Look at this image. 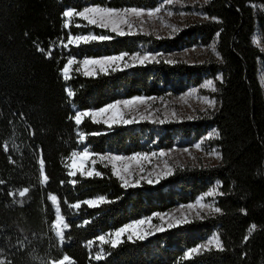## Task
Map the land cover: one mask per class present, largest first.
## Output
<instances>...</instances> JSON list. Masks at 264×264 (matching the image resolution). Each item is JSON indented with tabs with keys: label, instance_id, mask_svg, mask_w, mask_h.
Returning <instances> with one entry per match:
<instances>
[{
	"label": "trees",
	"instance_id": "trees-1",
	"mask_svg": "<svg viewBox=\"0 0 264 264\" xmlns=\"http://www.w3.org/2000/svg\"><path fill=\"white\" fill-rule=\"evenodd\" d=\"M166 0H0V261L3 264H264V52L254 44L257 24L264 35V0H208L194 6L208 19L190 23L173 37L137 33L117 36L63 12L96 5L154 9ZM251 3L260 6L255 9ZM79 25V26H77ZM237 32V33H236ZM236 33L235 39L233 37ZM71 34L109 35L110 41L67 44ZM216 46L222 61L177 60L85 77L80 61L144 49L173 51L194 45ZM67 45V47H65ZM49 53L51 54L49 56ZM69 58L76 64L62 75ZM222 73L214 111L200 118L168 123L141 122L111 128L90 117L75 124L74 107L97 109L118 99L182 93ZM71 91L72 96L67 93ZM215 128L221 153L214 165H178L174 174L149 185L123 188L111 164L95 163L100 177L67 175L76 151L133 154L198 140ZM101 133L92 135V133ZM43 159L44 164L40 162ZM47 175L48 180H45ZM76 184L72 185L71 180ZM220 182L221 212L118 247L101 246L98 236L155 212L194 201ZM25 188L23 197L19 195ZM59 200L67 229L61 243L52 225ZM104 196L96 208L83 201ZM73 203H81L74 209ZM253 225L255 228L253 229ZM218 231L222 250L191 257ZM89 242H92L91 244ZM103 248V257L96 259Z\"/></svg>",
	"mask_w": 264,
	"mask_h": 264
},
{
	"label": "snow or ice",
	"instance_id": "snow-or-ice-1",
	"mask_svg": "<svg viewBox=\"0 0 264 264\" xmlns=\"http://www.w3.org/2000/svg\"><path fill=\"white\" fill-rule=\"evenodd\" d=\"M174 0H167L168 4H172ZM207 2V0H205ZM160 7H156L154 10H149L145 12L142 8L130 7L124 9H115L111 7H101V6H86L82 11L74 12V11H64L63 16L67 18H71L74 15L81 17L83 20L87 21L90 25H95L100 29H105L110 31L111 33L116 34L117 36L124 37L126 35H134L137 34L135 31V24L133 21V17L140 20L141 27L139 28L140 32H143V24L145 21L142 19L145 15L147 17L152 18L160 13ZM79 26V25H77ZM65 27H68V24H65ZM176 31V28L172 29ZM147 34V33H145ZM114 37L109 35H96V34H81L70 36L69 43L75 44L79 46L81 43L88 44L93 41L104 42L110 41ZM156 38H160L157 36ZM67 47V45H65ZM51 54L49 53V56ZM163 53H141L140 51L135 52L134 54H129L127 52L121 54H115L111 56L98 57V58H83L80 62L82 64V74L85 77L95 78L98 74L108 75L110 72L116 71H125L132 67L136 66H147L150 63L158 64L161 62V58H163ZM164 63L174 64L176 61L171 59H164ZM76 63V61L72 58H69L67 64L64 66L62 75L65 80L70 78V68ZM217 79L223 83L222 74L217 77ZM203 88L210 89L213 93L217 92L213 80H207L203 85ZM68 96H72L73 93L69 91L67 93ZM157 97H144L137 95L133 98H125L118 99L115 102H110L106 106L100 107L98 110L92 111H84L81 110L78 114H75L74 120L76 125H80L82 122V118L88 116L92 119L93 123L103 124L108 128H111L115 125L119 126H130L135 123L141 122H151V123H159L163 124L169 118L167 112L164 114V118L160 119L155 116V112L160 111V109H156L152 111L151 104L149 101H156ZM206 103L209 108L216 107L215 99H207L205 98ZM143 106V110L141 108ZM207 111V109H205ZM172 117L176 116L175 111L171 113ZM191 119V117H189ZM101 133H92V135H100ZM219 133L217 132V136ZM200 145L197 144L196 147ZM187 151V149H185ZM76 159L81 161L82 167L73 168L71 164V160L67 163L66 167L68 169L67 175L69 177H76L79 173L82 177H100L103 178V174L100 171H97L95 168V163L97 159L93 158V154L90 153L86 148L82 151H76ZM159 155L160 157H164L166 152L160 151L152 152L151 156L148 153H135L132 155H98V160L103 163L107 161L108 163H104V167H108V164H111V174L116 177L120 182L121 186L125 189L127 188H135L141 186L142 181H146L149 185L153 183H159L161 178H166L174 174V169L169 167L167 162L165 163L164 169L152 173L149 172L147 175H144L145 168L144 164L147 163L151 157H156ZM91 161L92 168L89 169L86 167V164ZM41 163L44 164L43 159L40 160ZM45 180H48L47 175H44ZM138 177V179H137ZM154 177V178H153ZM70 183L72 185L76 184L75 179L71 180ZM28 191L25 188L23 191L19 193L21 197L25 195ZM223 196V192H217L216 188H212L210 191L206 193V196L213 197L215 195ZM205 196H200L195 204H188L186 206H181V209L187 208L188 210H196V216L199 217L200 213L203 211L206 212H221L219 207H215L211 203H204ZM107 198L104 196L99 197L98 199H88L83 201L84 204L89 207L96 208L101 205L110 203ZM81 203H73L71 205L74 209L81 208ZM61 217L62 222L57 225L56 219L55 223L52 227L55 229V234L61 241L64 242L63 229H66L68 225L64 221L63 217ZM159 220L160 223L154 224L153 220ZM189 219L186 214L183 212L181 215L177 216L175 214L165 213H154L151 217L140 218L133 222H129L124 226H121L119 229L115 231H111L105 235H99L98 240L101 246L108 244L112 248L118 247L121 243L124 242L122 237L126 236L128 242H135L137 240L143 241L149 238L152 235L162 233L166 230H170L172 228L181 226L185 223H188ZM253 229L255 225L252 226ZM90 244L92 242H89ZM215 245L219 250H222V245L220 244L219 238L217 235H213L210 239L207 240L206 244H201L199 247H193L190 251L186 253L188 257H191L193 253H199L201 249H207L209 246ZM103 257V248L101 247V251L97 254L96 259L100 260ZM69 258L64 256L60 261V264H64V261H68ZM0 264H3V261H0Z\"/></svg>",
	"mask_w": 264,
	"mask_h": 264
},
{
	"label": "rangeland",
	"instance_id": "rangeland-1",
	"mask_svg": "<svg viewBox=\"0 0 264 264\" xmlns=\"http://www.w3.org/2000/svg\"><path fill=\"white\" fill-rule=\"evenodd\" d=\"M204 3H206L205 0H174V2L172 4H168L167 0L163 1L159 5V7L161 9L160 13H158L156 16H154L152 18L147 17V15H145L142 18L145 21V23L143 24V29H144L143 32L139 31V28L141 27L140 20L136 19L135 17L132 18L134 21V24L136 26L135 31L137 33L153 34L156 37L157 36H159V37H173L180 30L187 27L190 23L208 19V16L206 14H204L200 10H197L196 8H194V6L203 5ZM251 5H253L255 7V9H260V6H257L255 3H251ZM91 6H96V5H91ZM142 9H144L145 12H147L149 10H154L155 8L154 9L142 8ZM67 10L79 12V11H76L72 8H69ZM74 17H79V16L74 15L71 18H67V24L68 25L71 23L72 18H74ZM173 28H176L177 30L173 31L172 30ZM79 35H81V34H79ZM70 36H75V35L71 34ZM70 36H69V38H70ZM253 41H254V44L257 45L264 52V35L262 34V31H261L258 24L256 26V30H255L254 35H253ZM216 43H217V41L215 40L207 46H205V45H194L191 47H186L183 49L173 50V51H162V50H158V49H154V50L144 49L140 52L142 54L143 53H163L164 56L162 59H171L173 61L183 60V61H186V62L191 63V64L192 63H202V62H205V61L210 60V59H214L216 61H222V58H221V55L219 54ZM67 44H70L69 39H68ZM103 57H105V56H103ZM88 58H98V57H88ZM72 59H74L76 61L75 58H72ZM79 63H80V69L82 70V64H81V62H79ZM75 64L76 63H74L69 70L70 75H71V71L74 68ZM221 74L222 73H218L215 77L206 78L202 82V84H200L199 86H192V87L188 88L185 92H182V93H168L166 95L154 96V97H157V100L154 102L149 101V103L151 104L152 111H155L156 109H160V111L155 112V116L157 118H160V119H163L164 114L167 112L169 118L166 120L165 123H168L171 121H181L183 119L193 120V119L200 118L201 116L208 114L211 111H214L218 106V99L216 96L213 95V92L210 89L203 88L202 85L207 80H213L216 88L218 89L217 77ZM259 76H260L261 83L264 86V72L262 69H260ZM144 97H153V96H144ZM205 98H207L209 100L215 99L217 102L216 107L214 109L209 108L208 104L206 103ZM141 108L143 110V106H141ZM98 109L99 108H97V109H84V111H92V110H98ZM205 109H207V111H205ZM74 111H75V114H78V112L81 111V109L74 107ZM173 111H175V113H176L175 117L171 116V113ZM86 117H88V116L83 117L82 121ZM189 117H191V119H189ZM216 138H218L217 130L215 128H213V129H210L209 131H207L206 133H204L198 140L193 141L192 143H189V144H185L184 139L180 143L179 142L180 138H178V142L170 148H159L158 147V148H153L150 151L138 152V153H148L150 156H151L152 152H157V153H159L160 151L166 152V155L164 157H160L159 155H157L156 157H151V159L147 163L144 164V168H145L144 175H147V173H149V172L156 173V172L164 169L166 162H167L168 166L172 167L173 169L178 165H192V166L197 165L198 166V165H214V164L219 163L221 160V153L218 150L217 146H215L213 144V141ZM197 144H199L200 146L196 147ZM85 148L87 150H89L91 154H93L94 159H97L96 163L100 162L97 158L98 155H117V154H119V155H132V154H121V153H112V152L94 153L88 147H83L80 151L84 150ZM185 149H187V151H185ZM133 154H135V153H133ZM76 155H77V153H74L72 155V157L70 158L72 167L73 168L82 167L81 161H79L75 158ZM104 162L108 163L107 161H104ZM86 167L91 169L92 168V162L89 161L86 164ZM137 179H138V177H137ZM220 186H221L220 182L216 181L208 191H210L212 188H216L217 192L219 193V192H221ZM207 192L202 193L192 202L185 203V204H179V205L173 207L172 209H170L168 211L155 212V213L167 212L169 214H175V215L179 216L183 212L184 214H186L188 216L189 220H191L193 218H201V217L206 216V215L217 214L215 212L209 213V212L203 211L200 213V216L197 217L196 216V210H188L187 208L181 209V206H186L188 204H195L196 200L202 195L205 196L204 203H211L215 207H218L217 201H218L219 195L217 194L213 197H208V196H206ZM51 200L53 201L54 206L57 210L56 222H57V225L59 226V224L62 222L61 217H60V216H62V214H61V210H60V206H59V200L54 195L51 196ZM152 215L146 216L143 218L151 217ZM63 219H64V217H63ZM64 221H65V219H64ZM133 221H135V220H133ZM133 221H131V222H133ZM152 222L154 224L160 223L159 220H155V219ZM66 229H63V233ZM113 231H115V230H113ZM109 232H111V231H108L102 235H105ZM214 234L218 236L220 244H221L219 233H218V231L215 230L209 237H207L203 242H201L196 247H199L201 244H206L207 240L210 239ZM124 237H122V239ZM210 248H217V247L215 245H212V246H209L207 249H210ZM207 249H201L200 252L207 250ZM190 250L191 249H189L188 251H190ZM193 254H196V253H193ZM61 260H59L57 262V264H60ZM72 263H73V261L70 258L68 261H64V264H72Z\"/></svg>",
	"mask_w": 264,
	"mask_h": 264
},
{
	"label": "water",
	"instance_id": "water-1",
	"mask_svg": "<svg viewBox=\"0 0 264 264\" xmlns=\"http://www.w3.org/2000/svg\"><path fill=\"white\" fill-rule=\"evenodd\" d=\"M236 33H237V32H236ZM236 33H235V35H234V37H233V41H234V39H235Z\"/></svg>",
	"mask_w": 264,
	"mask_h": 264
}]
</instances>
